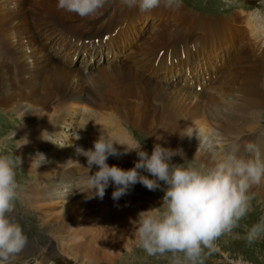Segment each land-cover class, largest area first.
I'll return each mask as SVG.
<instances>
[{
    "label": "bare ground",
    "instance_id": "obj_1",
    "mask_svg": "<svg viewBox=\"0 0 264 264\" xmlns=\"http://www.w3.org/2000/svg\"><path fill=\"white\" fill-rule=\"evenodd\" d=\"M33 5L34 3L30 0H0V22L1 19L5 20L0 26V101L3 111L18 113L27 127H32L31 129H19L14 133L22 138L21 147H19L20 158H23L22 164L27 159V155L33 154L38 158L36 163L31 165L25 163L24 167L35 179V184L32 183L31 194L33 198L39 199L36 204L44 212L41 214L44 223L47 222L48 218L54 219L53 224L49 223V228L55 226L58 228L57 232H68L79 240V235L82 236L81 229H79L81 225L93 226L97 223L99 226L98 236L100 234L102 240L112 244L111 247H116L113 242L114 234H120L118 237L119 246L128 244L124 240L129 242L123 237L126 233L125 230L129 232L128 234L135 235L125 226L131 223L129 221L137 218V211L134 216H130L126 210H124L126 213H123V210H117L115 213L117 215H112L111 218V212L104 209L107 206L110 210L115 207H123V204L133 203L134 199L127 200L126 195H124L119 200L114 201L112 194L109 193H105L103 199L99 197L88 199L89 203L95 204L98 218L90 212L86 195L82 197L76 189H72L65 196L67 189L82 184L89 174L86 171V158L76 155L74 145L85 150L92 148L93 141L97 139L100 132L106 134L117 144L128 147H134L137 142L123 129L124 124H132L133 127L142 130L144 133L152 134V136L154 134L161 135L166 142L178 138L181 142L179 149L182 145L184 146V158L205 161L209 166L214 164L216 154L227 150L234 143L241 145V155L247 154L244 152L243 146L248 142L255 143L264 154V137L258 140L255 138L257 133L250 135L249 138L239 136L259 130V123L252 122L255 116L261 112L260 108L264 107V83L261 82L264 75L258 72L263 70L259 67L258 62L254 61L253 55L251 57L250 53L243 50L235 55L234 45L229 44L228 50L232 56L231 61L228 59L229 55L226 60L221 57L219 62L211 64L210 74L212 78L210 82L214 81V83L208 86L209 81H207L203 85H198L197 88L199 89H196V85L201 82V76L195 75L201 63L197 61L203 60L205 53L203 51H206V47H215L211 44L220 34L221 27L216 26L215 31H218V34L212 36L211 39H205L201 43H195L190 39V41L184 42V46L174 45L171 48H165L170 42L169 40L175 42L180 39L178 35H191L195 32L198 22L193 23L195 27L190 30L192 33L183 28L169 31L163 29L164 31L161 30L162 32L159 31V33L156 31L154 41L148 39L144 44V38L141 39L140 45H144L139 46L138 44L133 50L128 51L127 55L124 53L110 54L109 58L112 61H118V66H108L109 63L104 65L105 60H103L100 62L103 67L98 68L96 72L85 73V70L80 69L82 67L76 68L74 66L76 64L74 59L76 56L84 55L87 60L91 61L93 56L99 58V55L103 53V50L91 49L89 45L85 44V40L105 35L98 33L99 29L93 23L91 25L87 23L100 14L82 20L85 28L74 24L67 26L60 20V16H53L52 12L45 11L44 8L39 10ZM110 16L107 21L101 23L102 25L100 24L101 21H97V24L101 25L100 27L104 28L103 30L107 34H112L118 28L119 31L123 30L124 26L120 24L124 23L125 16L117 14L116 10ZM114 24L116 28L112 29ZM254 26H256L255 23ZM39 30H41L40 33ZM93 31L95 32L94 35H92ZM257 32L259 34V30ZM41 33L44 39L50 41V46H46L45 40L40 39ZM203 33L197 31V38ZM70 37L76 38L77 42L69 39ZM257 37L259 38L258 35ZM260 37L263 38L264 35ZM118 38L119 44L116 38H111V41L108 42L111 51L115 50L114 46L116 45L120 47L116 46L117 50L126 51L123 48L124 35ZM263 40L261 43L264 46ZM61 41H66L63 49L58 46ZM201 48L203 50L200 52ZM242 48L244 47L242 46ZM162 49L164 54L160 57L159 51ZM222 49L220 47L219 51ZM183 52L184 58L181 55ZM222 63L223 65L220 66ZM243 64H248V67L244 66V71H230L228 75L231 82L224 89L223 82L222 84L220 82V73L225 65L238 69ZM192 65L195 66V70ZM136 66L141 68L143 75L138 72ZM5 83H9L10 88L5 87L2 90ZM158 83H162V86L163 84L176 85L188 91H184L182 95L167 93L164 90V92H159L155 89V86H159ZM250 87H254L255 90L250 91ZM211 93H213L212 97ZM225 97H232L234 100L224 102L222 100ZM203 101L211 108L209 110L211 114L209 116L204 115L208 124L203 120L204 124L201 127L203 131L194 136V130L198 124L196 121L197 114ZM70 102L76 107L86 103L87 110L83 114L86 120L98 121L100 125L107 123L110 126L100 131L95 128L90 130L91 124L83 122V127L78 135L80 138L78 139V136L75 138L73 146H64L59 138L58 142H49L47 140L48 133L51 134L59 120L66 115ZM50 113L54 116L59 115L56 116L57 119L51 118L47 122L46 117ZM218 114L223 115L222 119L219 118ZM169 117H172L171 121H169ZM68 122L69 120H64L62 124L67 127L70 124ZM219 123L225 125L222 131L212 128V124L217 126ZM181 124H185L188 128L183 135L178 136L176 133ZM65 127L61 128L58 137L65 132ZM239 127L242 128L238 129ZM245 128L250 129L249 132L243 131ZM44 136H46L45 139ZM31 138L35 139L31 141ZM71 144L72 142H69V145ZM172 145L169 146L172 147ZM116 146L121 151L123 150L124 146ZM137 159L135 152H129L119 157L110 156L107 163L110 166L116 165L122 169H129L134 166ZM31 160L34 161L35 158ZM96 170V166H93L92 172ZM77 173L81 174L79 178H77ZM145 174L147 175V173ZM55 176L58 177L55 178ZM129 191H132V188ZM250 191L261 194L264 191V181L259 185L252 186ZM130 196L132 195L130 194ZM53 206L61 209L50 212ZM146 206L148 207V205ZM139 207L138 205L136 208L135 206L130 208L140 210ZM129 211L131 210L129 209ZM58 220L60 223L57 226ZM83 221H89V223L85 224ZM78 224L79 227H77ZM49 228L46 229L49 231ZM106 234L112 238L105 236ZM78 248L80 247L76 246L77 251L75 253L85 254L80 253ZM88 250V253L91 252L93 256L95 255L92 248L89 247ZM40 261V264H44L42 258Z\"/></svg>",
    "mask_w": 264,
    "mask_h": 264
},
{
    "label": "rangeland",
    "instance_id": "obj_2",
    "mask_svg": "<svg viewBox=\"0 0 264 264\" xmlns=\"http://www.w3.org/2000/svg\"><path fill=\"white\" fill-rule=\"evenodd\" d=\"M30 1L33 2L34 3L33 6H35V8L39 10L41 8H44L45 11L52 12L51 14L53 16H60V20L67 26H70L69 21L76 20L79 22L80 20L88 19V17L81 18L75 13H69L63 10H59L57 8V0H34V1L30 0ZM108 10H111L109 11L110 14L114 10H116L117 14L119 13L120 15L122 14V16H125L124 23L120 25L124 26L123 34L125 36H128L130 38V43L133 44L132 49L130 45L128 51L133 50L134 47H137L138 44L139 46H143L148 41V39L154 41L153 38L156 37L155 35L156 31L157 33H159V31L160 32L164 31L163 29L169 31V30H173L176 28L177 29L183 28L187 32L192 33L190 30H192L195 27L193 23L197 21L198 23H197L196 30H195L196 34L195 32H193L191 35H187V36H182L183 34L178 35V37L180 36V39H178L175 42H172L171 40H169L170 42L168 43V45L167 46L165 45L166 46L165 48H171V46L178 45L177 44L179 43L178 41L184 40L185 42L188 40L190 41V39L191 41H194L195 43H199V42L201 43L203 40L208 39V38L211 39L212 36L218 34V31H215L216 26L221 27L222 30L219 31L220 34L217 35L215 42L211 44L212 46H215V47H212V48L206 47V51L205 50L203 51L205 52L203 55L204 58H202L203 60L197 61V62H201L203 66L201 65V63L199 64L198 72H195V75L201 76L205 68L208 70H211L212 69L211 64H215L216 62H218V57L224 58L223 54H221L223 50H227V56H229L230 55L229 50H228V47L230 46L229 44L234 45L233 51L236 50L235 55L242 50L250 53L251 57L253 55L254 56L253 58H255L254 61L258 62L259 67L263 70V71H258V72L261 75H264V68H263L264 67V46L262 45L263 43H261L264 37L263 38L260 37L264 35V32H263L264 31V0H182V6L178 9L167 8V10H163L161 7H157L147 12H140L138 7L128 8V7L122 6L120 3V0H109V3L98 14L104 13L105 11H108ZM136 11H137V14H136ZM136 17H137V20H136ZM90 20L92 21L93 19H90ZM3 22H5V20L1 19L0 26L3 25ZM251 23L252 25H250ZM254 23L255 24L257 23V24L256 26L253 27ZM130 25H133V26H130ZM87 27H90V26H87ZM96 28H98L100 32H103L104 28H101L98 25L96 26ZM114 28H116L115 24L112 29ZM255 29L259 30V34H256L254 36ZM197 31L201 33L204 32V33L197 38ZM92 33H93L92 35L95 34L94 31ZM257 35L259 36V38L257 37ZM141 39H143V42H144L143 45H140ZM195 40H200V41H195ZM65 43L66 41L64 42L61 41L58 46L61 47V49H63V46L65 45ZM134 43H135V46H134ZM226 43L228 44L225 45ZM235 45H237L238 47L242 45L244 48H242L241 46V48L237 49L235 48ZM116 46L120 48L119 45H116ZM116 46H114L115 50L113 52L111 51V54L112 53H115V54L124 53V55H127V51H122V49L117 50ZM220 47L223 48L221 51H219ZM202 50L203 49L201 48L199 51L201 52ZM102 54L99 55V58H96V56H93L91 61L87 60V57H85L84 55H80L81 57L80 62L77 61V63L74 66H76V68L82 67L80 69L85 70V73L96 72L98 68L103 67L102 65H100V62H102V59H101ZM62 55L64 56L65 54H62ZM71 55L72 54L70 53V56ZM231 57L232 56L230 55L228 59H230ZM226 58L224 60H226ZM122 61H125V60H122ZM106 63H109L108 66H115V65L118 66L119 65L118 61H112L110 58L105 60L104 65ZM200 65L203 68L202 70H201ZM222 65L223 63L220 66ZM241 66L242 67L238 66L239 67L238 69H233L234 67H232L230 71L232 70L233 71H241V70L244 71V68L248 67V64H243ZM135 68L138 70V72L141 73V68L139 66H136ZM193 68L195 70V66H193ZM230 71L223 75H220L221 76L220 82L221 84L223 82L222 85H224L223 86L224 89L227 88L226 85L231 82V78L230 80L225 81V80H222V77L224 79H227V78L229 79L228 74L230 73ZM216 73H217V70H216ZM210 80H211V77H207L203 82L201 81L199 84L196 85V89L197 90L199 89L197 88L198 85H203L207 81H209L208 86H211V84H213L214 81L210 82ZM261 82L264 83V78L262 79ZM4 85L2 87V90H4L5 87L7 89L10 88L9 83H5ZM158 85L159 86H155V89L159 92L166 91L167 93L182 95L184 94V91H188L176 85L163 84L164 87L162 86V83L161 84L158 83ZM179 90H183V91H179ZM249 90L254 91L255 88L250 87ZM212 96H213V93H211V97ZM231 100H234V98L225 97L222 101L225 102V101H231ZM216 102H220V101H216ZM85 106H86V103L83 104L82 106L76 107V105L74 106V104L70 102L68 106L69 109L66 112V115L61 120H59L58 125L54 127L51 134L48 133L47 140L49 142L55 143L59 141L58 140L59 138L60 142L64 146L70 147L74 145L73 141L80 134L79 131L83 127V122H88L89 124H91L90 130L95 128L97 131H100L102 129H107L110 126L107 123L100 125L98 121L86 120L83 117L84 112H86L85 110H87ZM1 107H2V103L0 101V153H3V154L14 153V155L21 157L19 154V147H21L20 143L22 142L21 141L22 138L19 137V135H15L14 132L19 129L20 130L27 129V128L31 129L32 127L31 126L27 127V125L20 118L18 113H13V112H8V111L5 112L2 110ZM210 109L211 108L209 107V105L206 104L204 101L203 103H201L200 111L197 114V118H196V121L198 124H196L197 127L194 130L195 132L194 136L200 134L203 131V129L201 128L202 124H204L203 120L206 123L208 122V120H206L204 115L207 114L209 116L211 114V111H209ZM260 111H261L259 113L260 115L258 114L257 116H255V119L253 120L252 123L258 122L260 125L259 128H261V130H264V107L260 108ZM58 115L59 114L55 116L52 113L48 114L46 117L47 122H49L51 118L53 120L57 119L56 116ZM218 116L220 119H222L223 117V115L221 114H218ZM64 120H69L68 123L70 124H68L67 127H65V125L62 124L64 123ZM171 120H172V117H169V121ZM184 120H185V117H184ZM221 124L222 123H219V125L217 124V126L212 124V128L214 127L215 129H220V131H222L225 125H221ZM63 126L65 127L64 128L65 132L61 133L58 137V134ZM179 126H180L179 131L176 134H178V136H181L183 135L184 131L188 127H186L185 124H181ZM122 127L131 136V138L132 137L134 138V140L137 143H142L143 149L147 150V152L150 154L153 148V144H156V143H160L162 146L173 149V150L179 149L180 147L179 144L181 142L178 138L173 139V140H168L166 142L163 136L157 135V134H154L152 136V134L144 133L142 130H139L133 127L132 124H128V125L124 124V126ZM241 128L242 127H239L238 129H241ZM249 130L250 129L245 128L243 131L249 132ZM254 132L255 131L251 133H244L239 136L243 137L247 134H253ZM236 134H239V133H236ZM257 134L258 135H256L255 138H257L258 140H261L262 137H264L262 136V134H259V133ZM45 137L46 136H44L43 138L45 139ZM249 137L250 135L245 136L244 138H249ZM34 139L35 138H31V141H33ZM69 142H72V144L69 145ZM171 144H173L172 147L169 146ZM180 150L184 152L183 145L180 148ZM246 155L247 154H245V156ZM26 158L29 160L28 161L29 163L27 162V159H25L23 164L21 163L20 167L16 168V179L20 185V188L18 190L19 198L17 199L15 203L14 209L16 212L21 213L24 216V219L26 220L24 228L30 231H33L34 233L37 232L36 236L37 237L40 236L39 238L42 240V242L44 244L46 243L44 252L54 253L55 259L57 260L59 257L63 258L66 262H62V264H68L69 260H73V259H75L78 262V264H170V257H171L170 253H167L164 256L148 255L142 248H140L137 245L135 235L128 234L129 232H127L125 229L124 230L127 234L125 233V236L123 235V237L129 240V242L124 240V242L128 244L119 246L118 237L120 236V234H114L115 239L113 242L114 244H116L115 245L116 247H113V246L111 247L112 244H109L105 242L104 240H102V237L100 234L98 236L97 233H98L99 226H97V223L95 222L93 226L81 225L79 227V224L77 225V227L81 229V233H82V236L79 235L80 236L79 240H77L73 235L71 236V234L68 232L66 233L57 232L58 228L55 227L54 225H53L54 226L53 228L51 227L52 229L49 228V223L51 222V224H53L54 219L48 218L46 220L48 223L47 222L44 223L41 217V214H44V212L41 208H39L38 204H36L39 202L38 201L39 199L33 198L31 194L32 185L35 184L34 183L35 179L28 172V170L24 167L26 164L31 165V164L36 163L38 161V158L36 157V155H33V154H31V156L27 155ZM32 158H35L34 160L35 162L31 160ZM20 159L22 161L23 158H20ZM173 163H183L185 166H192V167H199V168L209 166L207 165L205 161L202 162V161L194 160L192 158L181 159L180 156L173 157ZM86 171H88V169H86ZM77 174H78L77 178H79L81 174L80 173H77ZM57 177L58 176H55V178ZM108 187L112 189H108V190L106 189L105 193L112 194V192L114 191L113 185L108 186ZM129 193L132 196H130V194L127 193L125 198L127 200L131 198L132 200L134 199L133 203H130L128 205L123 204V207H119V208L121 209L124 208L122 209L123 210L122 212L126 213L124 212V210H126L127 212H129L130 216L132 215L134 216L136 214V211L137 213H139L141 211H145L153 207H158L160 205L161 197L163 196V191L159 189H157L156 191H149L146 187L138 183L134 185V187H132V191H129ZM258 194L259 193L249 191V195L252 197L251 202H250L251 210L239 222V226L236 227L232 231L231 234L222 235L214 242V245H215L214 248H217L218 251H221L222 255L218 256V254L215 253L214 250L212 251L209 249H205L204 256H203V264H230V262H228V259L234 262L244 263V264H264V236H261L259 239L251 243H249L246 239L247 230L253 224L259 222L262 217H264V191L261 192V194L259 195ZM87 202L90 205V209H91L90 212L96 216L98 214V211H97V208H95L96 207L95 204L89 203L88 199H87ZM138 205L140 206L139 209L141 211L132 210V208H130L133 206H135L136 208ZM146 205H148V207ZM117 208L118 207H115L113 209L111 208L110 210L109 207L107 206L104 209L111 212L110 215L112 218V215H114L117 210H121ZM60 209H61L60 207L56 208L53 206L50 209L51 210L50 212L60 210ZM129 209L131 211H129ZM252 213L257 214L255 218L251 217ZM61 215L62 214L60 213V216ZM96 217H98V215ZM58 221L59 222H57L58 223L57 226L60 223V220ZM83 222L85 224L89 223V221H83ZM107 225L109 226V224ZM47 227L49 228V231L48 229H46ZM125 228L129 229L130 231H133L132 223L127 224ZM111 229H114V228H111ZM115 229L117 230V228ZM105 236H109L110 238H112V236L108 234H106ZM53 245H54V252L51 250V247ZM76 246L80 247L78 248V250L81 251L80 253H85V254L81 255V254L75 253L77 251ZM89 247L92 248V250L94 251V252L92 251L93 253H95L94 256L92 255L91 252L88 253ZM107 250H108V253H110L111 255L107 253ZM36 254L31 258L28 264H36V263L38 264L40 254L39 253H36Z\"/></svg>",
    "mask_w": 264,
    "mask_h": 264
},
{
    "label": "clouds",
    "instance_id": "obj_3",
    "mask_svg": "<svg viewBox=\"0 0 264 264\" xmlns=\"http://www.w3.org/2000/svg\"><path fill=\"white\" fill-rule=\"evenodd\" d=\"M108 3L109 0H57V8L87 18L97 15ZM120 3L128 8L138 7L140 12L161 5L169 9L182 6V0H120ZM116 145L124 146L123 150ZM74 147L77 156L86 158L89 174L82 184L67 189L65 196L76 189L86 194L87 199H103L110 184L114 185V201L137 183L149 191H163L160 205L139 212L131 223L137 245L150 256L170 253V264H203L204 250H215L214 242L239 226L251 210L250 189L264 181V154L253 142L243 146L248 155H241V145L234 143L214 156L212 166L203 168L173 163L175 156L184 159L180 149L156 143L149 154L142 143L128 147L101 132L92 148ZM129 152L138 157L132 168L107 163L110 156ZM21 163L14 153H0V264H9L27 243L21 224L12 216L20 188L16 168ZM261 236L264 217L247 230L246 239L251 243Z\"/></svg>",
    "mask_w": 264,
    "mask_h": 264
}]
</instances>
